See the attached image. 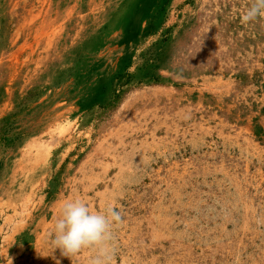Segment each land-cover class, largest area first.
I'll list each match as a JSON object with an SVG mask.
<instances>
[{
  "label": "rangeland",
  "instance_id": "1",
  "mask_svg": "<svg viewBox=\"0 0 264 264\" xmlns=\"http://www.w3.org/2000/svg\"><path fill=\"white\" fill-rule=\"evenodd\" d=\"M252 0H0V264L112 206L110 264H264V17Z\"/></svg>",
  "mask_w": 264,
  "mask_h": 264
},
{
  "label": "clouds",
  "instance_id": "2",
  "mask_svg": "<svg viewBox=\"0 0 264 264\" xmlns=\"http://www.w3.org/2000/svg\"><path fill=\"white\" fill-rule=\"evenodd\" d=\"M261 17H264V0H252L243 15V22H253ZM121 222V213L115 207L93 211L81 199L66 200L56 219L50 243L54 251L59 249L62 256L70 259L85 248L96 249L97 255L90 264H110L114 227Z\"/></svg>",
  "mask_w": 264,
  "mask_h": 264
}]
</instances>
